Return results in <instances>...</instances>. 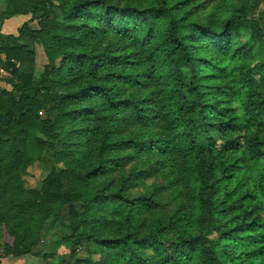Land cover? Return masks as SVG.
I'll return each instance as SVG.
<instances>
[{
	"label": "trees",
	"instance_id": "16d2710c",
	"mask_svg": "<svg viewBox=\"0 0 264 264\" xmlns=\"http://www.w3.org/2000/svg\"><path fill=\"white\" fill-rule=\"evenodd\" d=\"M4 1L29 19L0 31V261L44 257L57 221L75 264H264V171L241 175L264 166L256 0Z\"/></svg>",
	"mask_w": 264,
	"mask_h": 264
},
{
	"label": "rangeland",
	"instance_id": "374dc122",
	"mask_svg": "<svg viewBox=\"0 0 264 264\" xmlns=\"http://www.w3.org/2000/svg\"><path fill=\"white\" fill-rule=\"evenodd\" d=\"M244 2V0H242ZM247 2L243 3L244 5ZM6 2L4 0H0V13L5 7ZM243 5V6H244ZM242 6V7H243ZM246 6V5H245ZM264 11V0H256L255 7L252 10L251 15H254L255 17L258 16L259 13H262ZM15 23L11 22L5 26V32L7 33H16V24L20 20V18H15ZM29 19V16H26L25 20ZM2 23H0L1 26ZM34 26H36V23L34 22ZM262 32L264 33V27L262 28ZM35 62H34V68H35V74L39 75L43 71L44 65L47 63V58L45 56V53L43 51V48L40 44H36L35 47ZM252 54L245 59L244 63L249 64L250 67L253 66L254 61H258L262 58L263 52L259 48H254L251 52ZM2 77V78H1ZM7 79H10V75L6 73L5 71H0V88H10V85L6 82ZM221 145V143H218V146ZM155 165V161L152 162V166ZM260 168V169H259ZM262 171H264V166L262 165H256L253 169V172H248L245 168L242 169L241 175L245 173H250L248 180H250L254 187H258V185L261 183V174ZM48 172V167H45L44 164H38L35 163L31 165L28 170L27 174L23 176V181L26 186L29 187H36L39 188L42 184L43 179L45 178L46 174ZM155 183L156 185L161 184V179L152 180L151 178H147L145 180L146 187H150ZM143 186V185H142ZM144 187H141L138 190L142 191ZM152 186L149 188V191L151 190ZM161 197L166 196V192L163 189H160ZM253 204L260 205L262 212H261V218L264 220V198L258 199L255 198L252 201ZM76 208H79L78 204H75ZM69 213H68V206H64L61 211V219L63 222L68 223L69 222ZM71 235V229L69 227L62 226L57 221L51 222L47 225V228L45 229L42 240L40 243V251L45 252L44 257H37V256H22L19 258H10V257H4L1 259L0 264H59L60 259H64L63 264H75L74 261H70L69 259V252L67 248H65L62 244V240L65 237H68ZM0 244V249H1ZM241 250V248L238 246L237 251ZM2 251V250H1ZM83 251L79 250V256L78 258H82ZM91 256L94 259L99 258L98 253H92Z\"/></svg>",
	"mask_w": 264,
	"mask_h": 264
},
{
	"label": "crops",
	"instance_id": "0c3cea01",
	"mask_svg": "<svg viewBox=\"0 0 264 264\" xmlns=\"http://www.w3.org/2000/svg\"><path fill=\"white\" fill-rule=\"evenodd\" d=\"M26 16H27V15H20V14H17V15L11 16L10 18L5 19V20L2 22L1 26H0V31H1L2 33H5V34H9V33L5 32V26H6L7 24L11 23V22L15 23V21H16L15 18H20V20L17 22L18 24H16V28H18V27L24 22ZM16 32H17V30H16ZM11 34H16V33H11ZM1 78H2V77H1Z\"/></svg>",
	"mask_w": 264,
	"mask_h": 264
}]
</instances>
